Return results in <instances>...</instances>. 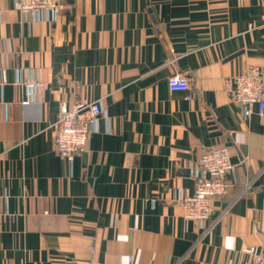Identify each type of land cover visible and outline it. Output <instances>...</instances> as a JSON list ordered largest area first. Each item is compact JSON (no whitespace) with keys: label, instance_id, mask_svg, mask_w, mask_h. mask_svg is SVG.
<instances>
[{"label":"crops","instance_id":"0c3cea01","mask_svg":"<svg viewBox=\"0 0 264 264\" xmlns=\"http://www.w3.org/2000/svg\"><path fill=\"white\" fill-rule=\"evenodd\" d=\"M58 1L37 21L0 0V264H264V114L229 91L264 73V0ZM93 101L98 131L69 164L60 108ZM220 145L236 167L200 227L180 200Z\"/></svg>","mask_w":264,"mask_h":264},{"label":"built area","instance_id":"2783aa9c","mask_svg":"<svg viewBox=\"0 0 264 264\" xmlns=\"http://www.w3.org/2000/svg\"><path fill=\"white\" fill-rule=\"evenodd\" d=\"M15 9L24 16L37 21H55L61 13L58 0H13ZM170 92H187L190 84L181 75L171 76L168 81ZM30 90L48 89L39 80L24 83ZM232 102L241 106L245 118L251 116L254 108L259 115L264 114V73L257 66H248L243 74L235 76L229 88ZM101 101L77 103L72 106L63 104L56 123L54 146L57 155L72 164L77 155L88 150L93 133L98 131L103 115ZM227 145L205 150L192 171L195 191L192 196L180 200L185 219L193 220L202 227L215 212L214 202L229 189L228 175L235 170ZM249 185L246 186V190ZM128 263L134 264L133 256Z\"/></svg>","mask_w":264,"mask_h":264},{"label":"water","instance_id":"95a60500","mask_svg":"<svg viewBox=\"0 0 264 264\" xmlns=\"http://www.w3.org/2000/svg\"><path fill=\"white\" fill-rule=\"evenodd\" d=\"M237 56V55H236Z\"/></svg>","mask_w":264,"mask_h":264}]
</instances>
